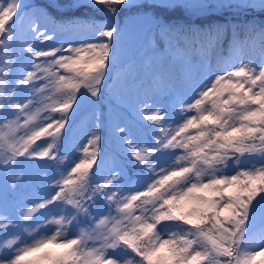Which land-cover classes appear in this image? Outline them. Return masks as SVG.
<instances>
[{
	"label": "snow or ice",
	"instance_id": "snow-or-ice-1",
	"mask_svg": "<svg viewBox=\"0 0 264 264\" xmlns=\"http://www.w3.org/2000/svg\"><path fill=\"white\" fill-rule=\"evenodd\" d=\"M0 233V264H264V0H0Z\"/></svg>",
	"mask_w": 264,
	"mask_h": 264
},
{
	"label": "trees",
	"instance_id": "trees-1",
	"mask_svg": "<svg viewBox=\"0 0 264 264\" xmlns=\"http://www.w3.org/2000/svg\"><path fill=\"white\" fill-rule=\"evenodd\" d=\"M119 19H120L121 23H124L127 18L122 15ZM128 29H129V34H130V46L133 50H135V48L138 47V45H139L137 27L134 23L129 22L128 23ZM96 107H97L98 111H100L102 113L107 112V101H106V98L103 94L100 95L99 104ZM80 140L86 142V138L83 136L80 137ZM107 147H109V143H108V139H107V131L105 129L104 134H103V138L101 140V145H100L101 154L103 153V151ZM2 235H3V233H0V236H2ZM260 259L261 258L259 257L257 260L259 261Z\"/></svg>",
	"mask_w": 264,
	"mask_h": 264
},
{
	"label": "rangeland",
	"instance_id": "rangeland-1",
	"mask_svg": "<svg viewBox=\"0 0 264 264\" xmlns=\"http://www.w3.org/2000/svg\"><path fill=\"white\" fill-rule=\"evenodd\" d=\"M259 257H257V259H258Z\"/></svg>",
	"mask_w": 264,
	"mask_h": 264
}]
</instances>
